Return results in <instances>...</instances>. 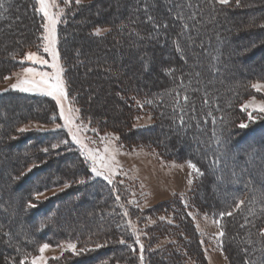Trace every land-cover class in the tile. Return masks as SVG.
<instances>
[{
	"label": "trees",
	"instance_id": "trees-1",
	"mask_svg": "<svg viewBox=\"0 0 264 264\" xmlns=\"http://www.w3.org/2000/svg\"><path fill=\"white\" fill-rule=\"evenodd\" d=\"M104 1L107 0L79 5L73 2L60 23L59 53L69 97L75 100L84 119L102 120L105 132L117 135L122 146L133 147L135 142L127 127L129 119L121 113L132 107L130 103L136 96L145 95L167 132L184 135L183 143L192 151L184 153L187 161L204 172L196 180L193 195L199 190L209 195L212 189L219 197L225 194L227 199L220 206L209 196L205 200L206 206L218 210V215L237 199L245 201L238 212L222 219L226 244L230 243L226 250L236 264H244L241 249L259 248L262 238L258 229L264 225V202L260 199L264 193V116L247 123L246 128L239 127L243 121L241 102L253 93L254 83L264 81V0H239V5L236 0H230L228 5L212 0H122L126 10L116 5L97 11ZM178 2H191L195 7L190 11L196 14L195 19L187 21L192 40L187 41L184 52L177 51L174 44L177 39L185 42V37H178L183 22L173 19L178 9L168 11ZM0 3V20L9 27L21 25L22 29L21 39H15L16 34L12 35L9 27L5 31L0 23L1 80L23 67L20 59L25 50L41 47L43 18L36 0ZM145 4L157 23H168L167 29L153 28L143 10ZM188 11L185 9L186 16ZM247 16L248 21L244 20ZM104 27L108 31L97 35L95 30ZM170 68L176 71L169 73ZM151 76L161 84L148 83L152 86L147 93L145 85L139 83L146 84V77L151 80ZM95 88L106 99L109 97L107 111L96 105ZM184 95L190 98L187 104ZM18 105L23 107L18 109ZM116 107L124 110L118 113ZM181 110L188 113L186 128L174 122ZM0 113V155L9 152L0 158V162L9 165L0 169V264H20L25 255L30 261L42 244L68 240L84 249L83 254L50 264H136L138 244L122 222L124 217L112 207L114 191L105 180L86 174L90 167L73 144L61 145L59 156L52 154L42 166L27 171L45 157L44 147L69 138L64 129L16 131L27 121L56 123L55 101L9 91L0 95ZM169 145L172 147L173 142ZM65 147L70 150L65 151ZM214 159H219V163L215 173H211L209 166ZM20 173L23 175L17 179ZM6 174L10 176L3 181ZM79 179L86 183H76ZM56 183H69L71 187L47 200L36 202L33 197L37 206L27 207L30 191L45 184L57 189ZM91 191V196L86 197ZM73 202L76 207L89 209L91 216L71 221V214L75 213ZM251 207L254 214L249 211ZM246 218L247 226L241 228ZM121 239L124 244L119 243ZM249 240L257 243L249 245ZM100 241L105 246L93 247ZM260 255L257 251L256 256ZM148 257V264H169L161 255L157 260L155 254Z\"/></svg>",
	"mask_w": 264,
	"mask_h": 264
},
{
	"label": "rangeland",
	"instance_id": "rangeland-1",
	"mask_svg": "<svg viewBox=\"0 0 264 264\" xmlns=\"http://www.w3.org/2000/svg\"><path fill=\"white\" fill-rule=\"evenodd\" d=\"M95 1L98 0H80V3H90ZM54 2L58 7L54 8L53 11L59 13L60 10L63 9L64 15L65 10L71 5V3L75 2V0H71L67 6L65 5L64 0H54ZM100 5L101 6L97 7V11H105L108 8H116L117 6L118 8H124L126 10L125 6L122 4V0H107ZM37 9H39L38 4ZM38 13L42 16V13H40L39 10ZM63 15L59 16L61 21ZM244 20L248 21V16L245 17ZM46 22L47 21L43 18V24ZM0 23L5 31L8 30L7 27H9V24L4 23L3 20H0ZM21 24H23V22H21ZM59 26L60 23L57 25V38ZM15 27H9L11 29L9 31H12V35L16 34L14 36L15 39H21V25ZM97 30H99V34H104L108 31V28H98L95 30L96 33ZM235 35L237 34L235 33ZM154 46L158 47L156 44H154ZM56 47L59 52V43H57ZM28 52L43 55L44 58L49 61V64L52 62L51 56L43 52L42 39V45L40 48L27 49L24 51V54L20 59L23 63V67L7 76L10 77V79L3 78L0 80V95L12 91L34 96H43L38 92L25 93L18 90H12L11 88V86L17 82L18 77L16 74L19 73L22 76L23 69L26 67H32L36 71H46L49 73L54 71L47 65L33 64L32 62L27 61L25 57ZM168 52L169 51L166 50V54H168ZM59 64L62 66L60 53ZM145 71L146 68L143 69V75H146ZM64 77L63 71L62 78L67 90ZM146 80V84L138 83L139 86L145 85L143 88H146L147 93L148 89L150 90V86H152H149L148 83L161 84L159 79L155 80L154 77H152L151 80L146 77ZM254 84L264 85V81L256 82ZM95 91L98 92V88H95ZM97 92L95 93L97 98L96 105H100V107L103 106V109L107 111V109L110 108V106H106V103L108 104L110 101V99H108L109 97L107 96L106 99L105 96L100 94V91ZM136 97L137 98L133 99L130 103L132 106L130 109L128 108L126 111H123L124 109L121 110L116 107L118 113L123 111L121 114L129 119V123L127 124L128 133H131L132 140L135 142L134 146L124 147L119 143V139L109 140V147H115L119 150L116 155V160L119 162L117 165V174L112 177L113 183L110 184V188L115 193V203L112 204V207L117 208L121 216L124 217L122 222L127 226L128 232L132 233L135 242L137 243V240L139 241L137 243L139 255H137L138 258L136 264H148L147 261L149 254H155L156 260L161 255V257L165 259V261H168L169 264H199V260L204 261V264H236L234 259H231L229 256V254H231L229 249L226 250V247L229 248L228 245L230 243L226 244L225 235L222 238L218 237L220 230L225 232V228L222 225V219H220V215L217 214L218 210L215 211L211 209L209 206H206L205 203V200H208V196L210 201L216 202V205L222 204L227 197H225V194L220 197L217 196L213 189L209 192V195L200 190L197 191L198 193L196 196L193 195V193H195V183L197 182L196 180L199 175L189 167V161H187L184 154L186 152H192L190 147H187L183 143L185 140L184 135L181 132L179 135L177 133L172 135L169 131L167 132L166 127L160 123V117L157 116L154 109H152L151 104L148 103L149 100L147 97L145 95L144 97ZM64 103L66 108L71 106L73 109L78 110L74 113V123L76 125L82 124L88 129V131L83 133L82 139H84L86 143L90 140L95 141V143H88L87 146L89 148L102 151L104 143L100 139L101 137H118L114 133L105 132L102 120H93L92 122L84 119L81 115L79 106L76 105L75 100L69 97V94L68 99ZM261 103H264V88L260 91L253 88V93L250 94L246 100L241 102L240 108L243 112V121L241 123L247 124L258 117H261V115L264 116V112L253 110V108H258ZM245 106L248 107L246 108ZM5 107L8 108L7 106ZM21 107L23 106L18 105V109ZM57 112L58 121L56 123L44 125L35 121H27L24 125L17 127L16 131L20 132L18 131L20 128H26L27 131L25 132L33 130H56V124L63 125V120L59 117L58 106ZM102 112L103 111L101 110V113ZM104 113L106 115L109 114L108 112ZM100 117L103 118L102 116ZM60 129H64L67 133L65 128L61 127ZM93 129L95 131H93ZM67 135L70 140L71 138L68 133ZM171 141L173 142V148L169 145V142ZM73 145L77 148L81 156H83L79 146L75 144ZM4 152V154L0 155V158L7 157L9 154L7 151ZM2 162H0V169L5 166L6 168H9V165ZM13 162L14 161H12V163ZM87 163L89 167H91L90 162ZM9 176V174H6L5 176H2L1 179L5 181ZM95 178L102 179L100 177ZM65 189L66 188L59 187L47 191L44 196L40 197V200H47L54 197ZM91 193H93V191L89 192L86 197L89 198ZM117 196L119 199H117ZM73 203L75 213L73 212V214H71V221L76 222L77 220H81L82 217L87 215L91 216V211L89 209L85 210L81 206L76 207L75 202ZM107 206V208H109V205ZM251 209L253 208L251 207ZM239 210L240 209L235 208L232 209L233 214ZM70 211H73V208ZM125 212H127V215L124 216ZM143 212L148 215L142 216ZM152 212L155 213V216H151ZM252 213L253 210H251V214ZM217 221H219V223H217ZM262 228H264V225ZM220 240L223 241L222 247L219 243ZM69 242L77 245V252L79 254H74L71 251L66 250L64 245ZM97 243L98 244L93 247H97V245H99V247L105 246L102 241ZM141 244L143 245V261L140 259ZM49 245L50 248L44 253L48 264L62 259L68 261L70 257L81 256L83 254V251H81L78 244L74 241L68 240L59 244ZM37 249L38 253L34 256L39 255V247ZM230 249H232V247H230Z\"/></svg>",
	"mask_w": 264,
	"mask_h": 264
},
{
	"label": "snow or ice",
	"instance_id": "snow-or-ice-1",
	"mask_svg": "<svg viewBox=\"0 0 264 264\" xmlns=\"http://www.w3.org/2000/svg\"><path fill=\"white\" fill-rule=\"evenodd\" d=\"M71 0H64L65 5L67 6ZM213 3H219L221 5H228L230 3V0H212ZM75 3L77 5L80 4V0H75ZM237 5H239V0H236ZM36 4L39 5V12L42 13L43 18L47 21L42 25L43 28V52L47 53L51 56L52 62L49 64V61L44 58L43 55H40L38 53L28 52L26 54V60L32 62L33 64H40V65H47L48 67L52 68L54 71L52 73L46 72V71H36L32 67H26L23 69V75L17 73V82L11 86L12 90H18L20 92L25 93H31V92H38L40 95L51 97L56 105L59 107V117L63 120V125L56 124V128L60 129L61 127L65 128L67 130V133L70 136L69 139H62L58 143H51L48 147H44L42 151L45 154V157L39 161V164L33 163L31 167L27 169L28 172H31L33 168H36L38 166H42L44 163L47 162V158L55 154L56 156H59L60 154V147L61 145L70 146L71 144L78 145L81 152L83 153L84 162H90V172L86 171V174L94 175L95 177H100L103 180L107 181L108 184H112L113 180L112 177L117 174V165L118 161L116 160V155L118 153V149L115 147H109V140L110 139H118V137H101L100 139L104 143L103 150L99 149H93L89 148L87 145L88 143H95V141L90 140L87 143L84 139H82L83 133L88 131L87 128H85L84 125H76L74 123V113L78 110L73 109L71 106L65 107V101L68 99V92L66 90L65 82L62 78L63 76V67L59 64V52L57 51V25L61 23L62 21L59 19L60 15H63V9L60 10L59 13L54 12L53 9L57 8L58 5L54 2V0H36ZM35 7V5H34ZM193 7H195L191 2H185V3H176L173 8H170L168 11L172 12L176 9L175 16L173 17L176 21H182L181 23V29L182 31L178 34V37H185V42L182 43L179 39L174 41L175 48L179 52H184L185 47H187V41L192 40V34H191V27L188 24V20H193L196 18V14L192 11H190ZM0 8H3V4L0 3ZM185 9H188L187 16L185 15ZM145 13L147 14V20L152 22L153 28L156 31H159L161 28L167 29L169 27L167 22L163 23H157L155 21V18L148 14V5H144ZM261 27H264V25H261ZM97 35L99 34V30H97ZM192 43L194 44L195 41L193 40ZM39 47V46H38ZM184 59V57H181ZM187 62V60H185ZM169 73H173L176 70L175 69H168ZM5 79H10V77H5ZM180 86H184V82L181 79ZM252 87L256 89L257 91H260L262 88H264V85L261 84H253ZM179 96L180 94L177 93V105L179 106ZM189 96L184 95L183 101L185 104L189 102ZM148 103H151V101H148ZM204 103H208L207 94H205ZM246 108L248 106H245ZM254 111L264 112V103H261L258 108H253ZM193 112H195V108L192 109ZM210 114V113H209ZM188 115V113L184 110H181L177 116L175 117L174 122H178V125L181 128H186L188 125L185 121V116ZM251 118V117H250ZM206 122V121H205ZM199 126V125H197ZM248 125L245 123H241L239 127L246 128ZM75 129V130H74ZM20 132L27 131L26 128H20L18 129ZM93 131H95L93 129ZM65 151L70 150L69 147H65ZM219 163V159H214L210 162V170L211 173H215L216 168L215 166ZM189 167L193 169L195 173H197L200 176H204V172L201 171L200 168L197 167L195 163H192L191 160H189ZM23 175V173H20L17 175V179L20 178V176ZM76 183H79L81 185L85 184L86 181L84 179H79L78 181H75ZM191 183V181H190ZM54 187H60V188H67L71 187V184L69 183H56ZM52 190V187L45 184L43 188H36L34 191H30L29 193V200L27 201V207L29 208H35L37 206V203L40 200L41 196H44L47 191ZM34 197L36 202H33L32 198ZM117 199L119 197L117 196ZM261 201L264 202V193H262L260 197ZM256 200V197H253L254 202ZM250 202V204L252 203ZM245 201L241 199H237L235 204L230 206L228 210L223 211L220 213V219H223V217L228 216L231 217L233 215L232 208L240 209L241 206H243ZM249 211L251 212V208H249ZM261 211L264 212V208H261ZM254 214V213H253ZM124 215H127V212L124 213ZM219 223V221H217ZM247 226V218L246 223L241 224L240 227H246ZM222 229V226H221ZM135 230V229H133ZM258 234L262 238L261 241H259V248L253 249L251 247L242 248L241 252L244 254V264H264V228L258 229ZM225 232L223 230H220L218 233V237L222 238L224 237ZM139 241L137 240V243ZM119 243L124 244L125 241L123 239L119 240ZM203 243V242H202ZM220 246L222 247L223 241H219ZM249 245H253L257 242L249 240L247 242ZM99 247V245H97ZM66 250L71 251L74 254H79L77 252V245L75 243H67L64 245ZM50 248V245L48 243H44L39 247V255L38 256H31V259L29 261L28 255H25L23 260L20 261V264H48V261L46 260L44 253L46 250ZM84 249H81L83 251ZM259 251L261 255L259 257L256 256V252ZM140 259L143 261V245H140Z\"/></svg>",
	"mask_w": 264,
	"mask_h": 264
}]
</instances>
